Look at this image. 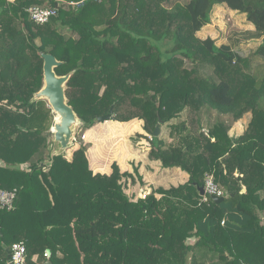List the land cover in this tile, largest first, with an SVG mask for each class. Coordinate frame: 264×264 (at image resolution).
Returning <instances> with one entry per match:
<instances>
[{
    "label": "trees",
    "instance_id": "trees-1",
    "mask_svg": "<svg viewBox=\"0 0 264 264\" xmlns=\"http://www.w3.org/2000/svg\"><path fill=\"white\" fill-rule=\"evenodd\" d=\"M32 5L56 14L35 23ZM217 5L253 25L240 32L259 41L247 55L196 35ZM43 53L70 73L65 96L85 138L110 108L114 125L137 118L147 134L160 119L172 141L151 137L148 157L187 180L128 195L136 167L93 173L84 145L70 160L51 155L55 114L34 99ZM206 175L222 202L202 201ZM13 188L0 264L18 241L25 264H264V0H0V189Z\"/></svg>",
    "mask_w": 264,
    "mask_h": 264
},
{
    "label": "rangeland",
    "instance_id": "rangeland-1",
    "mask_svg": "<svg viewBox=\"0 0 264 264\" xmlns=\"http://www.w3.org/2000/svg\"><path fill=\"white\" fill-rule=\"evenodd\" d=\"M253 29V25L249 23L246 19V16L242 13L230 10L224 5H217L214 7L210 15V23L204 25L199 31L196 32L198 37H211L215 39L217 44L229 43L234 44L235 48L237 47L239 53L247 55L250 51L254 50L258 45L259 41H242L240 32ZM237 44V45H236ZM114 120H107L104 122L96 121L95 124L91 127L90 133L87 138H85L86 130H83L82 125L78 126L74 132V139L70 145L61 150L59 153H63L65 158L70 160L74 150L79 148L81 145H84L86 148V156L88 159L89 168L93 173H105L109 174L112 171L96 170L91 168L90 157L95 161L97 166L109 165L112 167V164L116 161V155L121 154L123 147L120 145V139L128 138V135L133 136V132L129 131L126 134L123 133L122 125H114ZM141 135H136V138L143 137L146 138L149 143V136L147 133L145 137ZM53 140V136L50 138ZM114 140H117V146H113ZM133 142L136 141L135 138H132ZM115 147V148H114ZM92 150V154H89V151ZM46 152V151H45ZM27 164L23 166L26 167ZM128 188V187H127ZM144 196L145 194H141Z\"/></svg>",
    "mask_w": 264,
    "mask_h": 264
},
{
    "label": "crops",
    "instance_id": "crops-1",
    "mask_svg": "<svg viewBox=\"0 0 264 264\" xmlns=\"http://www.w3.org/2000/svg\"><path fill=\"white\" fill-rule=\"evenodd\" d=\"M248 118L249 115H245L242 119L234 123L231 127L230 135L241 134L244 127L246 126ZM121 123H123L122 129L124 130V134L131 131L134 135H128L127 139L126 136L125 139H120V145L123 147V151H121V154L116 155L115 158L119 161H116L115 163L121 172H132L133 167H136L138 170V175L141 177V179L137 177L136 183L133 185L128 183V188L126 189L128 195L135 194L137 196H141L142 193L148 194L151 190L156 189L157 187L167 188L171 185L176 186L180 183H184L187 180V173L181 171L178 168L161 167L158 160H153L148 157V152L151 147L150 143L147 142L146 138L141 136L136 138V135L146 134L142 129L141 120L133 118L129 121ZM125 124L127 125L125 126ZM88 129H91V127ZM160 137H162L167 143L172 141V138L169 136V128L167 125H164L160 128ZM132 138H135L136 141L134 140L133 142ZM112 144L116 147L118 145L117 140H114ZM54 146L55 145H52L51 152L53 151ZM55 149H57V147H55ZM93 164L96 165L95 161H90L91 168H94ZM108 170L110 171L111 167L106 165L104 171ZM244 190L245 187H242V191ZM262 218L264 219V216ZM192 239L193 238H191L189 241H192ZM7 256H9L8 252ZM36 258V255L33 256V260H36ZM8 261L7 264H9Z\"/></svg>",
    "mask_w": 264,
    "mask_h": 264
},
{
    "label": "water",
    "instance_id": "water-1",
    "mask_svg": "<svg viewBox=\"0 0 264 264\" xmlns=\"http://www.w3.org/2000/svg\"><path fill=\"white\" fill-rule=\"evenodd\" d=\"M43 80L42 87L35 93L34 99H45L52 112L58 115L59 120L55 121L50 131L53 134V144L55 145L51 155L59 153L61 150L66 149L74 139V132L76 128L82 125V122L76 116L73 107L68 104L65 96V84L70 77V73L65 75H56L54 67L60 64L52 54L43 53ZM112 109L105 115L97 117L98 122L113 120ZM161 120L159 119L155 125L151 137H157L160 133ZM57 147V149H55ZM52 150V149H51ZM199 193L204 194L203 187H199ZM212 200L220 203L224 200L223 197L213 196Z\"/></svg>",
    "mask_w": 264,
    "mask_h": 264
},
{
    "label": "built area",
    "instance_id": "built-area-1",
    "mask_svg": "<svg viewBox=\"0 0 264 264\" xmlns=\"http://www.w3.org/2000/svg\"><path fill=\"white\" fill-rule=\"evenodd\" d=\"M29 18L38 24L45 23L49 18L56 14V9L50 6L32 5L27 8ZM151 138L150 134H147ZM204 194L202 201H206L208 197H223L224 191L216 184L212 175H206L203 184ZM16 188L6 190L0 189V208L10 210L14 207L16 197ZM145 194V193H143ZM142 196V195H141ZM143 197V196H142ZM224 221H222L223 224ZM26 247L23 241L15 242L11 245L9 251V264H25Z\"/></svg>",
    "mask_w": 264,
    "mask_h": 264
},
{
    "label": "bare ground",
    "instance_id": "bare-ground-1",
    "mask_svg": "<svg viewBox=\"0 0 264 264\" xmlns=\"http://www.w3.org/2000/svg\"><path fill=\"white\" fill-rule=\"evenodd\" d=\"M59 120V117L58 115L55 114V121H58Z\"/></svg>",
    "mask_w": 264,
    "mask_h": 264
}]
</instances>
